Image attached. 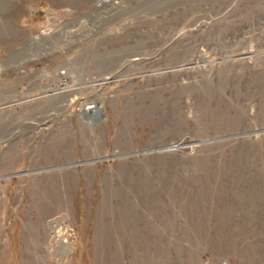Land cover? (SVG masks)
<instances>
[{"label":"rangeland","instance_id":"374dc122","mask_svg":"<svg viewBox=\"0 0 264 264\" xmlns=\"http://www.w3.org/2000/svg\"><path fill=\"white\" fill-rule=\"evenodd\" d=\"M0 264H264V0H0Z\"/></svg>","mask_w":264,"mask_h":264},{"label":"bare ground","instance_id":"6f19581e","mask_svg":"<svg viewBox=\"0 0 264 264\" xmlns=\"http://www.w3.org/2000/svg\"><path fill=\"white\" fill-rule=\"evenodd\" d=\"M100 109H101V107H100L99 104H97V105H95V106H92V105L90 106V105H89L88 107L85 108L84 113H85L86 115H88L89 112H91L90 115H92V114H95V113L99 112Z\"/></svg>","mask_w":264,"mask_h":264}]
</instances>
